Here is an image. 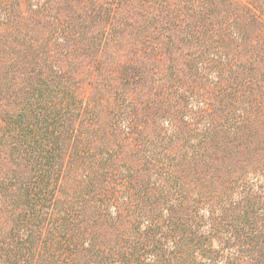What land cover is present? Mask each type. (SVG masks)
I'll return each mask as SVG.
<instances>
[{
  "label": "trees",
  "instance_id": "16d2710c",
  "mask_svg": "<svg viewBox=\"0 0 264 264\" xmlns=\"http://www.w3.org/2000/svg\"><path fill=\"white\" fill-rule=\"evenodd\" d=\"M0 264H264V0H0Z\"/></svg>",
  "mask_w": 264,
  "mask_h": 264
},
{
  "label": "rangeland",
  "instance_id": "374dc122",
  "mask_svg": "<svg viewBox=\"0 0 264 264\" xmlns=\"http://www.w3.org/2000/svg\"><path fill=\"white\" fill-rule=\"evenodd\" d=\"M38 26L41 27V33H43V20L41 21V24Z\"/></svg>",
  "mask_w": 264,
  "mask_h": 264
}]
</instances>
